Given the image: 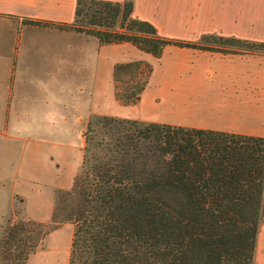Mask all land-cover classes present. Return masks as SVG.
I'll use <instances>...</instances> for the list:
<instances>
[{
	"label": "crops",
	"instance_id": "obj_1",
	"mask_svg": "<svg viewBox=\"0 0 264 264\" xmlns=\"http://www.w3.org/2000/svg\"><path fill=\"white\" fill-rule=\"evenodd\" d=\"M75 0H0V224L17 203L48 221L55 189H68L82 161L92 113L264 136V54L166 45L159 57L130 42L23 21H71ZM157 32L264 39V0H132ZM143 59L151 71L137 102L113 95L115 62ZM264 198V196H263ZM73 224L60 223L25 264H68ZM264 247V221L255 249Z\"/></svg>",
	"mask_w": 264,
	"mask_h": 264
},
{
	"label": "trees",
	"instance_id": "obj_2",
	"mask_svg": "<svg viewBox=\"0 0 264 264\" xmlns=\"http://www.w3.org/2000/svg\"><path fill=\"white\" fill-rule=\"evenodd\" d=\"M100 43L127 41L159 57L166 45L264 54V39L162 36L132 14V0H75L71 21L23 18ZM151 64L112 67L113 95L138 101ZM80 168L55 189L48 221L22 209L0 224V257L25 264L44 235L73 224L68 264H252L264 221V136L92 113ZM18 214V215H17Z\"/></svg>",
	"mask_w": 264,
	"mask_h": 264
},
{
	"label": "rangeland",
	"instance_id": "obj_3",
	"mask_svg": "<svg viewBox=\"0 0 264 264\" xmlns=\"http://www.w3.org/2000/svg\"><path fill=\"white\" fill-rule=\"evenodd\" d=\"M19 205L17 203L13 204V206L6 212V214L4 215L3 219H2V223L5 222V219L9 216H11V212L14 211V210H18L19 209ZM18 215V214H17ZM262 223V221L259 222V224ZM258 247V246H257ZM263 253H264V247H258L255 249V260H261L263 261ZM0 264H9L7 261L3 260L1 257H0Z\"/></svg>",
	"mask_w": 264,
	"mask_h": 264
}]
</instances>
